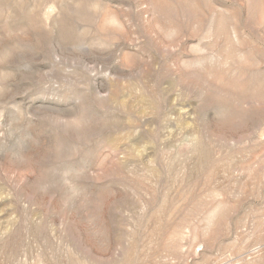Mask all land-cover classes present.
I'll use <instances>...</instances> for the list:
<instances>
[{
	"label": "rangeland",
	"instance_id": "rangeland-1",
	"mask_svg": "<svg viewBox=\"0 0 264 264\" xmlns=\"http://www.w3.org/2000/svg\"><path fill=\"white\" fill-rule=\"evenodd\" d=\"M0 264H264V0H0Z\"/></svg>",
	"mask_w": 264,
	"mask_h": 264
}]
</instances>
